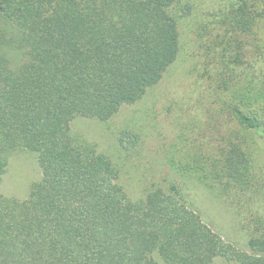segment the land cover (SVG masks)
Listing matches in <instances>:
<instances>
[{
	"label": "trees",
	"instance_id": "trees-1",
	"mask_svg": "<svg viewBox=\"0 0 264 264\" xmlns=\"http://www.w3.org/2000/svg\"><path fill=\"white\" fill-rule=\"evenodd\" d=\"M255 6L236 1L207 24L219 40L200 70L214 133L194 151L184 144L181 159L170 152L164 186L132 200L119 166L72 121H108L141 100L177 60L194 1L0 0V181L17 150L34 153L42 171L26 198L0 192V264H264L254 158L264 139V9ZM238 36H251V55ZM117 135L133 155L140 134ZM188 180L226 203L244 247L192 208Z\"/></svg>",
	"mask_w": 264,
	"mask_h": 264
},
{
	"label": "rangeland",
	"instance_id": "rangeland-1",
	"mask_svg": "<svg viewBox=\"0 0 264 264\" xmlns=\"http://www.w3.org/2000/svg\"><path fill=\"white\" fill-rule=\"evenodd\" d=\"M193 1L196 7L182 24L181 51L177 60L141 100L123 106L108 121L89 117H77L72 121L74 132L97 143L98 152L110 155L119 166L121 184L132 200L144 197L157 185L164 186L163 176L169 169L166 158L170 152L175 153L176 159H181L179 152H183L184 144L194 151L196 145L205 144L207 136L214 133L207 123L209 99L205 96L211 80L200 76V70L209 61L204 57L206 51L217 45L219 40L214 39V31L207 24L220 10L226 12L239 0ZM255 8L263 10L264 0H256ZM261 18L259 31L264 43V13ZM237 38L242 39L244 46L250 47L251 55L253 49L247 45L251 36ZM122 128H130L142 138L133 155H127L119 144L117 134ZM254 145V158L261 166L264 179V139H258ZM41 176L35 154L17 150L8 158L0 181V192L8 197L24 199L31 183L40 180ZM188 181L189 187L184 188V192L189 196L192 208L206 223L219 230L225 241L244 247L248 235L240 229L226 203L207 187L194 180ZM256 207L264 214V188ZM158 259L161 264H168ZM215 259L223 264H239L224 257Z\"/></svg>",
	"mask_w": 264,
	"mask_h": 264
}]
</instances>
